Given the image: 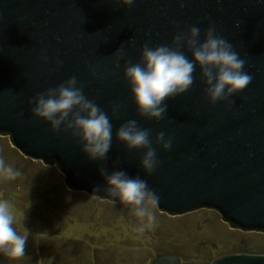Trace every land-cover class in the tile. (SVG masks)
<instances>
[{
    "label": "water",
    "instance_id": "95a60500",
    "mask_svg": "<svg viewBox=\"0 0 264 264\" xmlns=\"http://www.w3.org/2000/svg\"><path fill=\"white\" fill-rule=\"evenodd\" d=\"M173 21L182 30L198 26L201 38L213 23L245 59L252 79L231 97L230 109L208 103L197 67L191 87L165 101L159 122L137 116L125 63H138L146 42L170 44ZM71 76L110 117L113 139L105 162L90 161L70 132L54 134L31 116L28 101ZM113 103L120 105L115 116ZM129 119L148 129L152 140L161 131L172 138L169 151L156 148L159 166L151 175L139 167L143 150L128 151L115 139ZM0 136L24 158L54 166L71 192L105 201L98 173L104 164L109 172L122 169L145 179L159 194L160 213L213 210L231 229L264 233V0H134L127 8L119 0H0ZM148 264L180 259L154 253ZM210 264H264V254L228 253Z\"/></svg>",
    "mask_w": 264,
    "mask_h": 264
},
{
    "label": "clouds",
    "instance_id": "9594fccd",
    "mask_svg": "<svg viewBox=\"0 0 264 264\" xmlns=\"http://www.w3.org/2000/svg\"><path fill=\"white\" fill-rule=\"evenodd\" d=\"M125 8L131 7L134 0H119ZM181 7L183 3L181 2ZM176 29L170 44L151 46L150 41L141 46L139 62L125 63L123 78L127 82L136 114L141 119L159 122L166 110V100L185 93L193 83V73L198 67L204 84V95L210 105L225 103L231 108V97L241 93L251 82V75L245 70V59L234 50L233 45L218 34L213 23L209 22L203 31L192 25L182 30ZM131 42V41H130ZM181 49L191 55V59ZM121 58L117 56V63ZM62 61H56L58 68ZM93 76L95 70L91 71ZM31 116L47 123L55 134L58 131L70 132L80 144V151L90 161L105 162L110 150L113 129L110 117L93 100L88 99L71 76L53 88L37 94L28 101ZM120 110L118 103L109 107L112 116ZM150 131L138 126L136 119L120 124L115 131V139L126 150H143L139 167L145 175H151L159 166L156 148L167 152L172 146L171 136L163 131L150 139ZM155 145V146H154ZM104 181L106 195L101 197L111 205L117 202L129 207L130 212L141 220L137 229L143 231L150 226L155 216L152 209L159 203V194L148 186L140 176H129L122 169L111 172L104 164L98 168ZM0 174L15 178L18 171L0 162ZM71 193V189H68ZM96 189H93V193ZM68 199H71L69 195ZM28 231L20 234L14 227V215L6 200H0V254L9 260L24 256Z\"/></svg>",
    "mask_w": 264,
    "mask_h": 264
},
{
    "label": "rangeland",
    "instance_id": "374dc122",
    "mask_svg": "<svg viewBox=\"0 0 264 264\" xmlns=\"http://www.w3.org/2000/svg\"><path fill=\"white\" fill-rule=\"evenodd\" d=\"M0 162L19 173L0 174V200L9 203L17 232L29 233L24 256L0 254V264H148L154 253L210 264L228 253L264 254V233L231 229L213 210L169 216L154 208V222L138 231L142 222L129 207L69 193L54 166L24 158L1 136Z\"/></svg>",
    "mask_w": 264,
    "mask_h": 264
}]
</instances>
